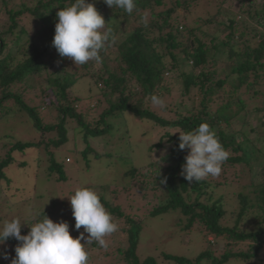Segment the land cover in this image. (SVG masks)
<instances>
[{
	"label": "trees",
	"instance_id": "1",
	"mask_svg": "<svg viewBox=\"0 0 264 264\" xmlns=\"http://www.w3.org/2000/svg\"><path fill=\"white\" fill-rule=\"evenodd\" d=\"M199 1L136 0V8L129 14L116 7L109 8L100 0L97 10L105 22L112 20L119 27L130 26L132 30L119 43L105 45L100 52L103 62L99 69L94 70L96 62L89 61L76 65L80 70L69 72L63 64L70 67L74 63L58 55L52 39L57 12L73 0H0V118H7L10 113L21 114L40 137L54 134L45 149L49 157L47 173L56 174L58 183L67 182L68 178L50 149H59L68 142V121L75 122L82 131L85 160L88 154L94 158L103 155L93 151L88 140L112 135L114 126L110 119L122 117L124 113L165 129L149 151L161 150L166 144L170 146L168 153L147 165L148 176L140 177L145 195L149 191L163 193V199L150 208L147 217L178 212L183 231L197 228L206 238L211 236L215 242L223 240L225 251L216 256L209 248L192 260L163 253V260L171 264H227L230 259L249 262L264 251V153L252 146L242 130L234 131L230 123L233 118L242 120L245 128L248 115L261 114L264 128V0H239L240 3L214 0L216 11L189 26L185 22ZM145 13L150 17L147 23L142 21ZM44 32H47L45 38ZM109 50H113L111 60L107 56ZM48 59L49 63L55 61L62 65L45 77L47 88L43 93L50 90L53 99L43 101L41 109L28 104L25 93L32 90V82L47 69ZM186 67L191 73H186ZM84 78L107 103L94 124L87 121L86 113L77 110L79 99H70L74 85ZM178 79L181 101L169 111L174 118L168 119L149 107L150 97L169 93L171 83ZM245 97L253 104L251 108L245 103ZM44 109L53 111L51 122L42 118ZM202 122L216 132L230 156L219 176L190 183L182 175L188 150L178 149V132L192 130ZM250 131L256 133L257 129ZM10 145L0 159L2 181H8L5 172L15 162L16 152L22 154L42 144L16 141ZM260 161L263 164L258 167ZM136 174H139L138 168L125 176L133 178ZM255 177L259 178L258 184ZM162 180L165 182L161 183ZM235 184L242 185L234 193L238 207L228 215L224 191ZM101 202L115 222L127 226L120 229L127 236L125 246H118L115 251L123 264H158L153 257L141 260L136 254L143 218L125 214L120 207H110L103 198ZM51 213L52 209H45L38 218L44 214L51 219ZM33 222V217L23 222L21 235L28 233ZM68 224L71 232L74 224ZM245 243L247 250H235ZM6 244L9 258L0 257V264H11L18 241L9 238ZM85 247L89 252L88 264L93 259L90 251L104 249L96 242ZM109 255L105 253L103 258Z\"/></svg>",
	"mask_w": 264,
	"mask_h": 264
},
{
	"label": "rangeland",
	"instance_id": "2",
	"mask_svg": "<svg viewBox=\"0 0 264 264\" xmlns=\"http://www.w3.org/2000/svg\"><path fill=\"white\" fill-rule=\"evenodd\" d=\"M99 1L88 0L89 3L94 4L96 9L99 7ZM233 2L240 3L239 0ZM216 4L214 0H200L198 5L192 9L185 23L194 26L198 18H207L213 14L216 11ZM103 11L106 12L105 9ZM142 21L144 23L150 21L147 13H145ZM106 26L114 30L118 43L124 39V34L132 30L130 26L127 28L125 26L119 27V24L112 20H108ZM1 28L2 24L0 23V30ZM46 36L47 32H44V38ZM112 53L113 50L108 51L109 60L113 57ZM104 59L108 61L106 57ZM66 64L63 65L69 72H74L76 69L80 70L75 64L70 67ZM61 65L55 61L49 63V59L47 60V69L36 81L32 82V90L25 93V101L28 104L42 109L43 101L53 99L50 90L43 93L47 88L45 77L49 73H54ZM93 68L97 70L100 65L95 64ZM185 71L191 73L190 68L186 67ZM169 89V93L162 94L167 111H162L152 103L149 104V107L154 112L161 113L168 119H173L174 115L169 111L181 101L179 98L180 79L176 83H171ZM71 94L73 95H71V101H73V97L79 99L80 103L77 110L87 114L85 118L88 122H95L107 106L106 100L97 95V89L91 86L87 78L78 80ZM245 103L249 108L253 105L247 97H245ZM235 112L236 109H234L233 114ZM53 115L52 110L44 109L41 111V116L45 121L51 122L54 119ZM261 119V114L248 115L245 118L247 122L245 128L242 125V120L233 118L230 124L234 131L241 132L242 130L244 135H247L248 140H251L252 146L262 149L264 153V128L261 125ZM109 122L114 126L113 134L109 135L111 137L102 136L88 140L90 148L97 154L103 155L94 158L93 154H88L86 160L82 156V152L86 148L82 139V131L75 122H67L68 142L59 149L53 147L50 149L56 162L62 164L68 178L67 182L58 183L56 182V174L49 175L47 173L49 157L45 149V144L54 138V134H43L40 137L37 132L32 130L26 117L21 116V114L10 113L7 118H0V159L4 157L8 146L16 141L22 143L40 142L42 144L38 148L27 149L22 154L16 152L13 155L15 162L5 172L8 181L0 180V218L2 219L0 226L6 220L14 217H19L24 222L32 218L33 213H40L45 209H52L51 219L54 222L65 220L75 224L69 199L77 188L86 186L96 190L100 194V198H103L110 207H120L125 214L143 218L136 250L139 259L153 257L158 264H171L163 260V253L192 260L209 248H212L211 250L216 256H220L225 251L224 241L215 242L211 236L206 238L205 233L197 228L183 231V224L179 222L180 214L178 212H167L153 218L147 217L150 208L163 199V193L158 190L156 192L149 191L145 195L140 187L142 185L140 177L148 176L147 165L156 163L168 153L170 146L166 144L161 150L149 151V148L158 142L159 136L164 134L166 130L155 127L149 122L141 121L130 113H124L119 118H112ZM250 129H257V132L253 133ZM261 164H263L262 161L258 167ZM137 168L139 174L133 178L125 176L127 172ZM146 180L148 179L146 178ZM255 183H259L258 177H255ZM241 188L242 185L235 184L224 191L227 197L226 210H228V215L233 211V208L238 207L234 193L235 191L239 192ZM154 196L159 197L156 199ZM116 223H119L118 231L105 238L108 243L107 249L90 251L93 258L90 264H123L122 259L118 257L115 251L118 246L121 248L125 246L127 236L121 233L120 229H127V226L121 222ZM227 224L232 226V222ZM82 231L83 228L79 230V232ZM79 232L71 229L70 234L77 236ZM247 247L248 244L245 243L239 245L235 250L245 251ZM4 248L8 249L9 245L0 246V249ZM105 253L110 255L103 258ZM227 264H264V251L255 260L243 262L230 259Z\"/></svg>",
	"mask_w": 264,
	"mask_h": 264
},
{
	"label": "clouds",
	"instance_id": "3",
	"mask_svg": "<svg viewBox=\"0 0 264 264\" xmlns=\"http://www.w3.org/2000/svg\"><path fill=\"white\" fill-rule=\"evenodd\" d=\"M103 3L129 14L137 6L136 0H103ZM56 15L52 45L58 55L69 58L75 65L89 61L101 65V50L107 43L115 44L117 37L111 28H105V19L94 4L88 0H73L60 8ZM150 100L154 106L162 110L166 108L162 96L152 95ZM178 133V149L188 150L182 165L185 180L192 183L219 176L230 154L211 126L202 122L192 130ZM69 201L75 220L74 229L79 232L83 228L75 238L70 234L67 221L54 222L44 214L38 218V212L33 213L34 222L26 235H21L25 223L19 217L6 220L0 226V246L6 245L9 238L18 241L11 264H88L86 245L96 242L107 249L105 238L117 232L119 225L101 202L100 194L93 188L79 187ZM0 257L9 258L6 248L0 249Z\"/></svg>",
	"mask_w": 264,
	"mask_h": 264
}]
</instances>
